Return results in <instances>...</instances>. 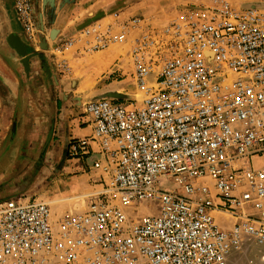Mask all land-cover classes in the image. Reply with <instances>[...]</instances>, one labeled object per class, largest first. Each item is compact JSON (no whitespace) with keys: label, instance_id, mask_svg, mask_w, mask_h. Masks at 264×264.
<instances>
[{"label":"built area","instance_id":"1","mask_svg":"<svg viewBox=\"0 0 264 264\" xmlns=\"http://www.w3.org/2000/svg\"><path fill=\"white\" fill-rule=\"evenodd\" d=\"M13 4L36 43L33 0ZM122 44L140 98L86 102L93 132L67 149L92 158L100 188L59 219L44 200L0 201V264H264V7L206 0L167 23L95 21L51 53L68 74L70 53Z\"/></svg>","mask_w":264,"mask_h":264},{"label":"crops","instance_id":"2","mask_svg":"<svg viewBox=\"0 0 264 264\" xmlns=\"http://www.w3.org/2000/svg\"><path fill=\"white\" fill-rule=\"evenodd\" d=\"M56 2L65 7L61 12L57 11L54 25L46 26V31L43 33L41 30L48 45L53 43L50 37L53 29L56 30L55 42H59L76 29L107 19V16H113L107 15V11L102 10L101 6L95 7V3H90L89 0H57ZM163 6L161 5L160 8ZM0 11H6L9 16L8 22L5 21L8 34L20 35L24 43L32 47L24 55L9 45H3L0 52L3 70L11 78L1 79L3 85L9 88V94L0 97V131L10 129L17 131L15 137L17 140L12 138L10 143L0 142V184H6L0 190V199H11L24 194L32 198L41 194L42 190L29 192L30 190L19 189L14 184L15 180L22 181L21 176L30 174L32 157L39 148L41 155L44 153V161L38 164L35 160L32 163L41 165L42 181H49L48 192L44 194L46 195L44 198L55 199L72 195L71 198L86 197L100 188L96 182L101 173L90 168L92 158L51 161L56 157L53 151L65 152L67 143L71 139L91 136L93 125L90 123V118L84 115L82 103L88 99L107 96L112 91V86L117 88L125 81L120 73L115 74L114 79H110L107 74L116 68L117 60L121 58L120 53L127 54L124 45L128 44L117 45L86 56H82L83 54L78 51L70 53L69 62L74 60V65L70 76L65 77L56 65L59 58H52L47 51L42 52L37 48L36 43L27 39L17 17L13 0H0ZM121 48L124 51H120ZM49 59L52 62L49 63ZM22 71L25 72L24 75L21 74ZM48 71L52 72L53 76H49ZM121 72L123 73V70ZM17 74L18 77L21 76L17 79L18 83L15 79ZM51 77L53 79H50ZM78 91L83 92L77 94ZM20 157L24 158L20 161ZM16 167L20 170L16 171ZM56 167L60 168L59 171ZM51 169L55 172L51 173ZM16 175L19 179H16ZM76 208L82 209L83 205L66 201L60 206H54V211L64 213Z\"/></svg>","mask_w":264,"mask_h":264},{"label":"rangeland","instance_id":"3","mask_svg":"<svg viewBox=\"0 0 264 264\" xmlns=\"http://www.w3.org/2000/svg\"><path fill=\"white\" fill-rule=\"evenodd\" d=\"M56 1L57 0H54V3L50 4L49 0H47V1H45V0H33L36 20H37L39 27H41L42 33H43V31H46L47 27L55 24V19H56L57 13H58L57 11L61 12V10L65 7L64 5L57 4L58 2H56ZM66 1H70V0H66ZM203 1H206V0H163V1L162 0H89L90 3H92V2L95 3V5H94L95 7L101 6L102 10L107 11V13H108L107 15H113L111 17L107 16V19L105 18L103 20H99V21L103 22L104 24L113 23L115 21H121V20L130 18V16L132 17V16H136V15H142L145 18H150L154 21L157 20V22L159 21L161 23H167L173 17H175V15L178 13V11L182 7H184L188 3L203 2ZM230 1L233 2L234 4L242 5V6L251 5V4H264V0H230ZM38 4H39V8H38ZM168 4H172V5L169 6ZM161 5H164L163 8H160ZM94 6H93V8H94ZM157 8H160V9H157ZM8 18H9V16H7L6 11H0V52H2L3 45L11 46L10 45V38L13 34H16V33L8 34V28H7V30L5 28V21L8 22ZM53 31H56V30L53 29L52 32ZM52 32H51V34H53ZM73 32H71V34ZM51 34H50V37H51ZM16 35L20 37V35H18V34H16ZM44 36L45 35L41 34V32L39 33V36L36 40V46L42 52H43V50L47 51L49 53V55H51V57L53 58V55L51 52H52L54 45L57 43V41L55 42V38L52 37L51 41L53 43L52 44L49 43V45L47 44V48L44 49L41 46V44L43 43L44 40L47 43V39ZM54 36H55V34H54ZM68 36H66V37H68ZM66 37H64V38H66ZM20 39L22 42H24L21 37H20ZM11 47H13V46H11ZM124 47L128 53V51L130 50V45L129 44L124 45ZM31 48L32 47H30V45H29L27 47V52ZM90 54H92V53H90ZM86 55H89V54H83L82 56H86ZM120 55H121L120 56L121 58H119L117 60V62L121 60V62L124 63L123 73L120 72V74H125V75H123L124 77H122L125 79V81L121 82L120 84L117 83V84H119L117 86V88H114V86H112L113 88H112L111 92H113V93L117 92V93L123 94V99H126L129 96L139 97L140 94L137 92L134 84L132 83V78H131V73L133 72L132 65L130 63H126V59H124V58H126L127 54H124L123 52H121ZM73 61L69 62L70 66H71V71L68 74H64L65 77L70 76V74L72 72L73 65H74ZM48 62L50 63V62H52V60L49 59ZM3 68H4V65L2 64L1 56H0V97L1 98L4 97L5 95L9 94V88L3 85V82L1 81V79L2 80L3 79H5V80L11 79L7 76V73L3 70ZM24 73L25 72H23V71L21 72L22 75H24ZM47 73L49 76H53L52 72L48 71ZM59 74H60V72H59ZM18 75L19 74H17L16 76L14 75L17 83H18L17 79L19 77H21V76L18 77ZM50 79H53V78L51 77ZM82 89L84 90V88H81V90ZM96 89L97 88H94V90H96ZM82 92L83 91H78L77 94H80ZM107 95L109 96V93ZM108 96H103V97H108ZM92 99H94V98H92ZM89 100H91V99L86 100L82 104H85ZM16 136H17V131L15 129H13V130L10 129L9 131L8 130H2V131H0V142L10 143L12 138L17 140L15 138ZM53 153L56 154V157L51 159V161L62 162L66 159V158H64L65 154L62 151L58 152V150H55V151H53ZM33 156L34 157H32V160H31V171H29L30 174H26L24 176H21L24 178L25 181L23 180V178H21L22 181L15 180L16 182L14 184L19 189L24 188L25 191L30 190L29 192L36 190V189L42 190L41 194L34 195V197H32V198H35V199L39 198L38 200H44L46 202L48 201V203L50 204V206L53 210V214H54L55 218L59 219L63 215H65V213L67 211L64 213L56 212V211H54V206H60V204L62 202H66V201L72 202V204H77L78 198L75 196L73 198H71L73 195L71 197H61V198H55V199L54 198H52V199L44 198V196H46L44 194H46L48 192V185H49L48 182L49 181L48 180L42 181L43 177L41 176V174H42L41 173V171H42L41 165L37 166L36 163L35 164L32 163L35 160H36L35 162H38L37 159H40V157H41L40 148L34 152ZM21 158H24V157H20V161H21ZM43 161H44V158H43L42 162ZM56 168H57V171H59L60 168L59 167H56ZM27 169L28 168H26V170ZM19 170H20V168L16 167V171H19ZM50 172L54 173L55 170L51 169ZM17 175H18V173H17ZM17 175H16V179H19V178H17L18 177ZM5 185L6 184H4V183L0 184V190ZM24 196L27 197L26 194H24ZM2 200H6V198L0 199V201H2ZM52 200H55V202L50 203L49 201H52ZM153 210H154L153 207L152 208H145L142 206L139 207V213L140 212L148 213V212H152ZM225 225L229 226L230 222H225ZM250 249L252 250L251 252H253L251 259L258 261V259L260 257V249L258 247H254V246H251ZM258 250H259V253L257 252ZM235 259H236L237 263L240 262L239 255H235Z\"/></svg>","mask_w":264,"mask_h":264},{"label":"water","instance_id":"4","mask_svg":"<svg viewBox=\"0 0 264 264\" xmlns=\"http://www.w3.org/2000/svg\"><path fill=\"white\" fill-rule=\"evenodd\" d=\"M47 1V0H45ZM50 4H53L54 3V0H49ZM38 28H39V32H41V27H39L38 25ZM56 31H53L51 34V37H54V34H55ZM10 45L13 46V48H15L20 54L24 55V54H27V44H25L24 42L21 41L20 37L17 36L16 34H13L10 38ZM42 48L46 49L47 48V43L45 42V40L43 41V43L41 44ZM108 96V95H107ZM109 98H114V99H120L123 97V94L122 96H120L117 92L116 93H113V92H109ZM132 97V96H130Z\"/></svg>","mask_w":264,"mask_h":264},{"label":"bare ground","instance_id":"5","mask_svg":"<svg viewBox=\"0 0 264 264\" xmlns=\"http://www.w3.org/2000/svg\"><path fill=\"white\" fill-rule=\"evenodd\" d=\"M245 7H256V8H262V7H264V4H251V5H246ZM114 46H116V45H114ZM114 46H112V47H114ZM112 47H110V48H112ZM110 48H108V49H110ZM108 49H106V50H108ZM117 49V48H116ZM120 51H124L122 48L121 49H119ZM14 86V85H13ZM12 89V88H11ZM120 96H122V94H120V93H118ZM120 99H123V97L122 98H120ZM48 202V201H47ZM50 203H53V202H55V200H52V201H49ZM53 205V204H52ZM251 248V247H250ZM250 248H247V250L245 251V253H244V255L247 257V258H251L252 257V254H253V252H251L252 250L250 249ZM258 253H259V250L257 251ZM244 255L242 256V257H244Z\"/></svg>","mask_w":264,"mask_h":264},{"label":"flooded vegetation","instance_id":"6","mask_svg":"<svg viewBox=\"0 0 264 264\" xmlns=\"http://www.w3.org/2000/svg\"><path fill=\"white\" fill-rule=\"evenodd\" d=\"M13 5H14V4H13ZM19 22H20V21H19ZM68 144H69V142L67 143L66 151L64 152V154H65V157H64V158H66V159H68V157H67ZM43 158H44V153H42L40 159L38 160V164L42 163Z\"/></svg>","mask_w":264,"mask_h":264}]
</instances>
